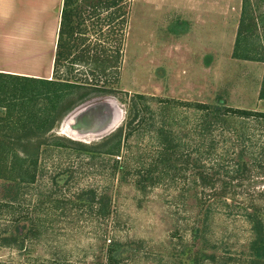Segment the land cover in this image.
<instances>
[{
  "label": "rangeland",
  "instance_id": "1",
  "mask_svg": "<svg viewBox=\"0 0 264 264\" xmlns=\"http://www.w3.org/2000/svg\"><path fill=\"white\" fill-rule=\"evenodd\" d=\"M123 1L129 15L120 68L103 73L69 60L57 74L89 89L107 87L114 92L93 94L44 135L31 132L33 145L27 148L39 153L37 182L21 186L14 216L0 218V264H105L111 241L122 244L119 264H248L252 232L245 210L257 203L256 189L264 188V180L257 178L255 169L233 179L227 174L232 167L229 157L217 175L220 153L211 150L210 132L205 133L203 125L208 121L194 105L264 112V62L233 55L242 27L238 54L264 59V0H249L247 6L244 0ZM106 15L86 17L81 26L85 35L78 38L86 39L81 50L90 48L93 54L106 49L113 60L122 27L104 25ZM42 49L37 46L20 56L16 68L44 69ZM3 59L0 56V64ZM53 78L54 72L45 79ZM164 101H180L184 107ZM103 102L115 108L117 120L110 131L100 135L71 129L76 110ZM137 113L136 130L125 138L129 115ZM162 127L177 139L184 162L176 163L185 172L174 178L165 175L154 188L141 190L136 174L156 165ZM227 127L250 135L264 132V125L237 118ZM120 128L125 130L121 158L131 173L123 181L112 175V159L91 161L68 142L93 145ZM211 134L219 139L216 131ZM202 173L210 180L207 186ZM101 196L110 200V210L100 212ZM225 200L236 201L241 211L229 214L221 204ZM17 222L20 231L27 225L36 235L31 230V237H13L10 226Z\"/></svg>",
  "mask_w": 264,
  "mask_h": 264
},
{
  "label": "trees",
  "instance_id": "2",
  "mask_svg": "<svg viewBox=\"0 0 264 264\" xmlns=\"http://www.w3.org/2000/svg\"><path fill=\"white\" fill-rule=\"evenodd\" d=\"M123 2V0H63V6L60 11L53 79L0 72V180L2 181L1 184H3V194L0 196V218L5 214L14 216L16 209L14 203L22 191L23 187L21 188V186H30L37 182L39 153H36L37 150L35 149L33 152H30L27 148L33 145H29V142L34 137L31 132L44 135L50 132L57 123H60L79 104L86 101L93 94H112L114 92V89L107 87L89 89L78 82L62 79L57 74L59 67L69 60H71L72 64H91L103 73L107 68L112 67L116 70L120 68L121 44L126 39V27L129 15L127 5H124ZM244 2L245 6L249 4V0H244ZM104 13L107 14L103 21L104 25L111 26L117 23L118 26L122 27L119 45L115 48L113 60L108 58L106 49L101 52L96 50L93 54V50L90 48L81 50V46L85 43L86 39L78 38L79 35H85L84 32L86 31L82 30L81 26L85 24L86 17L97 16L99 18ZM253 24L256 25L255 22ZM100 26V30L102 31V23ZM112 31L117 32L114 28ZM240 32L237 40L239 44L236 47L237 51L233 54L234 57L264 62V59L250 54L243 53L244 55L241 56L238 54L241 42L243 41L241 39L242 27ZM260 97L264 99V83ZM137 98L144 100V97L141 95H138ZM164 102L184 107V104L180 101ZM194 108L204 113V119L208 121L203 125L205 133L210 132L209 146L211 150L220 153L218 162L221 163L217 164V167L220 169L217 175L220 174L221 170L226 168V158L229 157L232 167L227 168V174L231 173L233 179L243 178L251 172V169H255L257 171V178L262 182L264 180V132L257 133L258 135H250L248 133H239L237 129L231 131L227 129V126L228 121L233 118L242 119L248 121V123L253 121L254 123L264 125V112L227 106L212 107L211 105L201 103L194 105ZM140 110L142 111V109ZM137 116L138 113L134 118L131 114L129 115V121H127L125 126L129 132L128 134L126 133L125 138H128L135 132L136 128L133 127V124ZM144 121L145 119L140 122V125H143ZM124 131L123 128H120L101 139L99 143L93 145L68 142L76 146L80 155L87 156L91 161H96L102 157L112 159V175L119 176L123 181L131 176V173H128L129 163L127 161L122 162L123 159L121 158L123 141L125 139L123 138ZM214 131L217 132L219 139L212 136L211 132ZM158 136L160 139V149L156 165L154 168H150L145 172H137L136 174L137 180L135 182L141 190L154 188L155 182L161 180L160 178L163 179L165 175L174 178L180 171L182 173L185 172L183 165L179 168L176 163V161L184 162L183 155L180 153L181 147L177 144V139L172 137L168 129H164V127L160 130ZM56 144L62 146L59 143ZM237 147L240 150L238 152ZM156 171L158 172L157 177L154 176V174H157L155 173ZM200 178L206 181L203 183L204 186L210 183V180L205 177L204 173L200 175ZM211 184L215 185V183ZM226 186H229V184H226ZM256 192L259 198L257 203L254 202L251 205V211L245 210V221L252 232L247 249L246 263L248 264H264V188H258ZM219 194L218 192L216 193L218 196ZM94 199L95 197L93 196L92 202H94ZM227 201L225 200L221 204L229 214L234 215L236 210L241 211V208L236 205V201H233V204H228ZM98 208L100 212L110 210V200L108 197L101 196L99 198ZM107 214L109 215L110 212ZM17 224L12 223L10 226L12 234L14 233L15 235L13 237L25 239L32 236L30 232L34 229L23 225V233L19 230V224L18 226ZM196 229L199 228L197 227ZM33 235H36L35 230ZM3 240H7V238ZM121 250L122 244L111 241L105 250V264H119ZM211 260L214 262L216 256L212 255ZM99 264L104 263L102 261Z\"/></svg>",
  "mask_w": 264,
  "mask_h": 264
},
{
  "label": "crops",
  "instance_id": "3",
  "mask_svg": "<svg viewBox=\"0 0 264 264\" xmlns=\"http://www.w3.org/2000/svg\"><path fill=\"white\" fill-rule=\"evenodd\" d=\"M62 3L63 0H0V56L4 57L1 73L35 78L53 75ZM36 45L39 50L43 48L44 69L38 65L16 68L15 61L19 64V57L37 49Z\"/></svg>",
  "mask_w": 264,
  "mask_h": 264
},
{
  "label": "water",
  "instance_id": "4",
  "mask_svg": "<svg viewBox=\"0 0 264 264\" xmlns=\"http://www.w3.org/2000/svg\"><path fill=\"white\" fill-rule=\"evenodd\" d=\"M71 129H77L84 133L105 134L112 129L117 120L115 108L110 102L91 105L85 109L79 108L73 115Z\"/></svg>",
  "mask_w": 264,
  "mask_h": 264
},
{
  "label": "bare ground",
  "instance_id": "5",
  "mask_svg": "<svg viewBox=\"0 0 264 264\" xmlns=\"http://www.w3.org/2000/svg\"><path fill=\"white\" fill-rule=\"evenodd\" d=\"M65 131V130H64ZM65 133V132H64Z\"/></svg>",
  "mask_w": 264,
  "mask_h": 264
}]
</instances>
